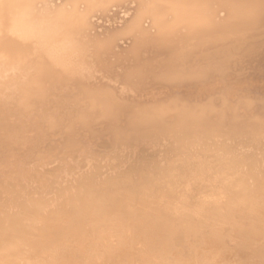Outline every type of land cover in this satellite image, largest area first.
Listing matches in <instances>:
<instances>
[{
  "label": "bare ground",
  "instance_id": "bare-ground-1",
  "mask_svg": "<svg viewBox=\"0 0 264 264\" xmlns=\"http://www.w3.org/2000/svg\"><path fill=\"white\" fill-rule=\"evenodd\" d=\"M2 197L0 264H264V0H0Z\"/></svg>",
  "mask_w": 264,
  "mask_h": 264
},
{
  "label": "rangeland",
  "instance_id": "rangeland-1",
  "mask_svg": "<svg viewBox=\"0 0 264 264\" xmlns=\"http://www.w3.org/2000/svg\"><path fill=\"white\" fill-rule=\"evenodd\" d=\"M168 144H170V145L167 147V148H170V149H168V151H171V152L174 151V150L177 151V149H175V148H176L178 142L171 141V142H169ZM171 144H172V145H171ZM192 144H193V143H191V145H192ZM173 145H174V146H173ZM193 145H194V144H193ZM172 146H173V148H172ZM147 150L149 151V148H147V146L144 147V150H143V151H147ZM150 150H151V149H150ZM155 151H157V150H155ZM163 152H164V151H163ZM240 154H241V155H240ZM245 154H246V155L249 154L247 150L239 151V156H233L232 159L235 160V161H237V160H239V158H240L241 156H246ZM139 155H140V154H139ZM139 155H138V156H139ZM118 157H119V158H121V157L124 158V157H126V153H125V155H124V154H121V155H119ZM128 157L131 158V155L129 154ZM237 157H238V158H237ZM110 160H111V161H109V159H108V160L106 161V159H104V160L102 161V158H100V160H99V164H98V159L95 161L96 163L93 161L94 164L92 163L93 166H91V167H94V168H93L94 170H95V168H96V170H95L96 172H95L90 166H89L88 168L91 169V170H89L87 167H85V166H83V165H80V164L77 165V167L80 166V167L82 168L81 170H83V169H85V170L88 169L90 172H89L88 170H86V171L84 170L85 172L88 171V173H85V174H87V175L84 174V175L81 176V174L83 173V171H82L81 173H78V172H75V171H74L76 174L78 173L77 177H76V175H74V174H75L74 172L71 173V175H68V176H70V179L72 178V180H74V178H75V180L72 182V181H70V179H69L68 177H66V178H68L69 180L66 181L67 186H66V184L64 183V187H67V188L71 189V188H73V186L75 185L74 188H73V189H75V188L78 187V186H77L78 181L80 182L81 180H83L84 178H86V177H88V176L91 177V178L93 179L94 182H97V181H98L97 178L105 177V173H106L108 176H111V173H113V171L116 172V173H113V174H116L117 176H116V175H115V176H116V177H119V175H123V174L127 173L128 170H126V169H131V168L134 166V164L137 162L138 159L135 160L134 157H133V159H132V158L129 159L127 163H123V162H121L120 164L117 163V161H115L114 164H115L116 166H115V165L113 164V162H112L113 159H110ZM130 160H131V161H130ZM134 160H135V162H134ZM100 161H101V162H100ZM108 161H109V162H112V163H111V164H112L111 166H110V164H109ZM129 161H130V162H129ZM104 162H106V163H104ZM119 162H120V161H119ZM132 162H133V164H132ZM103 163H104V164H103ZM107 163H108V164H107ZM124 164H126V165H124ZM131 164H132V165H131ZM101 165H102V166H101ZM108 165H109V166H108ZM113 165H114V166H113ZM127 165H128V166H127ZM129 165H131V166L129 167ZM82 166H83V167H82ZM112 166H113V167H112ZM117 166H122V167H118V168H119V169H118V170H119V174H118V171H117V169H116ZM123 166H125V167H127V168H125V167L123 168ZM75 167H76V166H75ZM75 167H73L74 170L77 168V167H76V168H75ZM98 167H99V169H101V170H99ZM107 167H108V168H107ZM73 168H72V169H73ZM102 168H103V170H104V168H105V170L103 171ZM109 168H110V169H109ZM122 168H123V169H122ZM106 169H107V170H106ZM113 169H114V170H113ZM78 170H79V172H80V169H78ZM78 170L76 169V171H78ZM92 170H93V172H92ZM121 170H122V172H121ZM123 170H125V171L123 172ZM110 172H111V173H110ZM101 173L103 174L102 176H101ZM109 173H110V174H109ZM90 174H91V175H90ZM79 175H80L82 178L79 177ZM112 176H114V175H112ZM78 177H79L80 179H79ZM93 177L95 178V180H94ZM76 178H78V179L76 180ZM66 180H67V179H66ZM49 182L51 183V181H49V180L43 183V184L45 185V186H43V189H42V186H41V187H38V188H37V186H35L34 188H35L36 190H35L34 188H33L32 190H30V189H29V190H25L26 192H24V194H23V192H22V193L20 194L21 197H19V198H20V199H21V198H22V199L24 198L23 200H25V201H26V199H28L27 202L29 201V199H30V200L32 199V200L28 203V205H30L31 203H32V204H35V201H36V205L38 204L37 206H39V207H49V206H45V205H49L48 203L51 204L52 202H54V200H56L55 198L58 197L57 194H58V193L60 192V190H61L60 187H59V188H53V186H51V188H52V189H55V191L58 189V191L55 193L54 190H52L51 188H49V186H48V185L50 184ZM38 183H39V182H38ZM40 183H41V182H40ZM40 183H39V184H40ZM47 183H48V184H47ZM70 183H72V184H70ZM41 184H42V183H41ZM41 184H40V185H41ZM43 184H42V185H43ZM53 185H54V184H53ZM71 185H72V186H71ZM61 186H62V184H61ZM47 187H48V188H47ZM46 188H47L50 192H49ZM59 189H60V190H59ZM79 189H80V187H79ZM33 190H35V191H33ZM44 190H45V191H44ZM51 190H52V191H51ZM71 190H72V189H71ZM77 190H78V189H76V191H77ZM80 190H81V189H80ZM34 192L36 193V195H34V194H35ZM45 192H46L47 194H45ZM53 192H54V194H53ZM41 193H42V194L44 193V195H41ZM38 194H39L40 196H39ZM48 194H49V195H48ZM50 194H51V195H50ZM72 194H73V193H71V195H72ZM25 195H26V196H25ZM56 195H57V196H56ZM38 196H39V197H38ZM41 196H42V197H41ZM48 196H49V199H48V202H47V198L45 199L44 197H48ZM30 197H31V198H30ZM50 197H51V198H50ZM54 197H55V198H54ZM36 198H37V199H36ZM1 199H2V201H0V202H2V203H1L2 205H4V203H5L6 201H7V203H8V200H4L5 198L2 197ZM20 199H19V201H20ZM39 199H41L42 201L39 200ZM43 199H44V200H43ZM52 199H53V200H52ZM49 200H50L51 202H50ZM61 200H62V199H61ZM44 201L46 202V204H45ZM27 202L25 203L24 201H20V203H22V204H24V205H26ZM43 202H44V203H43ZM41 203H42V204H41ZM5 205H6V203H5ZM8 208H9V209H8ZM3 209H4V211L0 214V222H1V223L4 222V219H5V217L7 216V215H6L5 217H3V213H5V212L7 211V209H8V212H9L10 210L13 209V207H12V209H11V208L8 206L7 208H3ZM5 209H6V211H5ZM14 209H15V210H14ZM14 209H13V210H14L15 213H16L17 208H14ZM13 210H12V211H13ZM18 210H19V209H18ZM12 211H11V212H12ZM12 213H14V212H12ZM15 213H14V214H11V213H10V214L15 216ZM6 214H7V213H6ZM17 214H18V213H17ZM4 215H5V214H4ZM8 215H9V213H8ZM11 215H9V216H11ZM17 216H18V215H17ZM15 217H16V216H15ZM19 220H20L21 222H24V219L22 220L21 218H19ZM5 223H6V222H5Z\"/></svg>",
  "mask_w": 264,
  "mask_h": 264
}]
</instances>
